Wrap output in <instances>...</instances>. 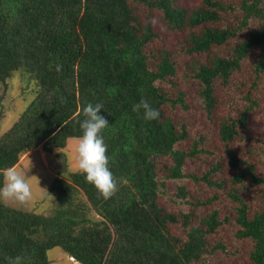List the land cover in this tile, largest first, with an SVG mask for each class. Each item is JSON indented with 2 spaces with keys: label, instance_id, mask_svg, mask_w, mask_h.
Returning a JSON list of instances; mask_svg holds the SVG:
<instances>
[{
  "label": "trees",
  "instance_id": "trees-1",
  "mask_svg": "<svg viewBox=\"0 0 264 264\" xmlns=\"http://www.w3.org/2000/svg\"><path fill=\"white\" fill-rule=\"evenodd\" d=\"M199 1L191 9L178 6L179 0H0V84L6 86L7 78L20 71L37 87L19 120L0 138V172L40 145L46 154L63 149L81 135L83 107L100 102L109 122L103 133L109 167L118 183L114 195L104 199L80 171L71 174V183L53 190L65 195L79 190L86 203L77 207L68 194L69 202L64 199L53 216L0 204V264L16 255L24 257L23 264H50L47 253L56 247L79 264H196L215 251L231 254L230 232L219 234L231 226L236 227L234 239L252 245L248 264H264V175L227 149L225 165L185 171L187 161L210 152L203 148V137L188 139L185 124L165 111L166 106L189 109L178 83L180 73L198 82L209 116L217 104L216 80L223 87L230 84L254 50L256 73L264 69V0ZM141 8L157 20L141 23ZM256 19L258 28L248 29ZM157 22L165 26L163 37L169 41V32L182 37L186 29H198L186 36L184 53L189 56L226 45L231 51L195 61L186 70L169 42L161 41ZM165 82L172 86V96L160 86ZM141 97L159 109L158 120L145 121L142 112L132 111ZM247 100L249 106L237 120H222L221 143L233 141L248 112L258 106ZM188 140V148H181ZM259 154L264 167V144ZM221 169L231 172L228 179L214 177ZM187 180L213 191L205 199L196 198L195 206L229 204L233 216L216 207L196 216ZM178 181L185 183L175 186L169 197L165 184ZM241 184L263 188L260 211L249 214ZM162 197L179 209L168 210L159 203Z\"/></svg>",
  "mask_w": 264,
  "mask_h": 264
},
{
  "label": "rangeland",
  "instance_id": "rangeland-1",
  "mask_svg": "<svg viewBox=\"0 0 264 264\" xmlns=\"http://www.w3.org/2000/svg\"><path fill=\"white\" fill-rule=\"evenodd\" d=\"M221 1L224 3H233L237 0ZM179 2L177 3L178 6L191 9L197 8L200 4L199 0H179ZM129 3L132 4L130 0ZM262 4L264 5V1ZM137 15L143 24L144 20H157V15L147 14V10L144 8L137 10ZM259 24L260 22L257 19L252 20L248 24V29H256ZM154 26L159 30L161 41H168V48L176 52V61L179 66L185 67L186 70L195 61L198 63L205 62L214 53L227 56L226 54L231 51V48L228 47L229 45H226L221 48L213 47L208 53L189 56L184 53L185 48L188 46L186 36L191 32H197L198 29H186L182 37L175 36L169 32L167 36L170 35L171 39H173L169 41L163 37L165 31L162 28L165 26L161 22L155 23ZM256 53L257 50L252 51V55L247 60L241 62V68L238 72L233 73L230 84L223 87L221 86L220 80L215 81L213 87L217 104L214 111L209 115L210 117L207 116L198 95V82L185 77L182 73L179 74L178 83L181 89L185 91L189 109H171L170 106H166L165 111L175 122L185 124L189 132L188 139L193 140L200 136L203 137V148L210 152V154H199L195 159L187 161L185 163V171L201 172L207 165H214L217 162L225 165L228 157L225 151L227 149L236 154L238 159L252 162L255 165L256 173L259 176L264 175L262 157L259 154L264 144V69L260 73H256L254 63ZM252 84H255V87ZM160 86L164 87L170 96L173 95V88L168 82L160 84ZM36 90L37 87L32 82L28 83L22 78L20 71L13 72L7 78L6 86L0 84V138L19 120L30 98H34ZM248 97L250 100L256 101L258 106L248 112L246 124L238 127V136L233 141L226 143V145L221 143L219 140V126L222 120H237L240 114L245 111V108L249 106ZM77 143V139H70L66 142V146L63 149L54 150L51 154L44 153L40 145L21 155L13 168L23 172L29 178L32 185V196L23 207L16 205L7 206L37 215L53 216L57 210V206L62 205L64 199V201L69 202L68 194H70L72 197H75V206L81 208L84 205V201L86 203L87 200L81 191L78 190V193L74 191L72 193H66L65 195L63 193L58 194L53 190L54 185L71 183L70 175L79 171L76 166ZM190 144L191 141L188 140L181 145V148L187 149ZM230 173L221 169V171L214 174V177L228 179ZM184 183L185 181H178L175 184L170 183L171 185L165 184L164 189L167 191L166 194L169 197H173L175 186L178 187L184 185ZM186 185H190L188 191L194 195L192 204L196 216H206L214 207L219 208L222 214L228 213L231 217L233 216V210H231L227 201L226 203L228 205L226 206H223L224 204L222 205V203V206L220 204L218 206L207 207L195 206L197 199H205L213 191L207 189L205 186H196L189 180L186 181ZM240 186V195L244 197L246 204L249 206V214L260 211L262 207L261 198L263 188L249 184H241ZM225 188L229 189L230 185H225ZM165 199L166 197L160 198L159 203H164V206L168 210L179 209V206L169 204L164 201ZM193 206H190L189 209ZM227 229L229 231L223 227L219 234H221L220 236H224L225 234L228 236V232H230L228 249L231 254L225 257L223 253L215 251L209 254L205 260L196 264H248L246 255L251 249V243L247 240L233 238L236 227L231 226ZM178 232L184 235L183 228H178ZM236 248L239 250L235 251ZM233 251L235 252L233 253ZM47 255L50 264H79L74 260L72 261L58 247L49 250Z\"/></svg>",
  "mask_w": 264,
  "mask_h": 264
},
{
  "label": "clouds",
  "instance_id": "clouds-1",
  "mask_svg": "<svg viewBox=\"0 0 264 264\" xmlns=\"http://www.w3.org/2000/svg\"><path fill=\"white\" fill-rule=\"evenodd\" d=\"M102 109L100 102H89L83 107V119L79 121L81 135L77 137L76 166L98 194L108 199L118 190V183L109 167L108 146L103 135L109 122ZM132 111L142 112L145 121L160 118L159 109L144 97L132 105ZM31 196L32 185L23 172L12 167L0 172V204L23 207ZM23 261L22 255L8 258V264H23Z\"/></svg>",
  "mask_w": 264,
  "mask_h": 264
}]
</instances>
